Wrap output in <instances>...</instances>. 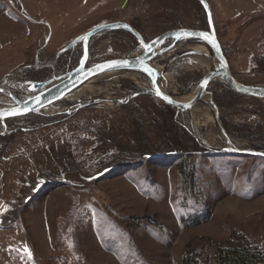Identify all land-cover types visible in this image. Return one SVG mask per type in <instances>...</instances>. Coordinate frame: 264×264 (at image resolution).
Masks as SVG:
<instances>
[{"label": "rangeland", "instance_id": "374dc122", "mask_svg": "<svg viewBox=\"0 0 264 264\" xmlns=\"http://www.w3.org/2000/svg\"><path fill=\"white\" fill-rule=\"evenodd\" d=\"M207 1L235 77L264 85V0ZM115 21L145 40L177 27L208 29L200 0H0V86L25 95L29 81L70 71L83 43L63 49ZM137 44L126 30L104 31L92 38L88 63L136 54ZM165 52L153 64L182 99L217 63L200 41L182 39ZM110 73L72 100L0 121V264H186L187 254L191 264H221L219 249L246 248L245 239L264 255V157L226 150L209 95L179 113L147 95L63 112L76 94L119 96L134 81L132 71ZM208 90L236 146L264 151V98L230 92L219 79ZM159 152L174 154L151 158ZM208 212L204 223H183Z\"/></svg>", "mask_w": 264, "mask_h": 264}, {"label": "water", "instance_id": "95a60500", "mask_svg": "<svg viewBox=\"0 0 264 264\" xmlns=\"http://www.w3.org/2000/svg\"><path fill=\"white\" fill-rule=\"evenodd\" d=\"M204 10L207 15L208 29H196L190 27H177L166 30L157 37L146 41L140 31H138L132 24L125 21H115L110 23H105L99 25L87 33H84L74 39L70 44H68L63 51L75 47L80 42L83 43V54L79 60L78 65L68 71L66 74L57 76L56 79H49L46 81H29V90L36 92V94L29 96L23 101L18 100L17 104L14 106L0 105V121L6 126V120L15 117L25 116L31 113L40 112L43 108L54 104L55 102L63 99L67 94L73 90L79 88L84 83L90 79L111 71H123V70H135L146 74L153 83V88L150 90L142 91V93L150 94L151 96L160 99L166 105L176 108L177 112L191 110L195 107L199 101L203 100L206 95H209V103L215 110L216 120L218 121L221 129L224 133L226 139V150L228 152L236 154H245L253 156L264 157L263 150L257 149H244L236 146L232 138L228 135L226 129L223 127L220 121V111L218 105L214 101V94L212 91L208 90L209 84L219 79L224 82L228 87L240 95L252 96L257 98H264V85L257 84H247L239 81L230 66L229 59L223 49V46L218 38L217 30L215 27L212 11L210 4L207 0H200ZM117 29H123L134 35L140 45L143 47L144 51L134 57H120L108 59L105 61H100L87 66L89 59V45L96 35L104 31H112ZM180 34L177 38V34ZM185 33H190L191 35H184ZM204 33L209 39H204L200 36ZM84 37H87L85 40ZM173 38V43L168 47H163L162 44ZM182 39H197L204 42L212 50L213 57L217 60L214 68L205 74L200 80L195 93H191L193 96L190 100L184 101L180 100V97L171 94L168 88H163L159 84V79H162L160 71L153 65V60L165 51L172 49L176 43ZM151 45V47H148ZM124 61H128L127 66H125ZM57 80L55 84L48 86L51 82ZM204 81L207 84L201 87ZM157 90L162 94V96L168 97V100L162 99L161 96L157 95ZM4 91V88L0 86V93ZM140 93L131 95L132 97L137 96ZM114 100L108 97L91 98L85 103L78 107V110L85 106L94 105L101 101ZM171 101V102H169ZM122 100H116V106L123 105ZM19 110L21 114H12L14 111ZM25 130V128H23ZM14 130L8 131V133ZM17 131V129L15 130ZM7 133V134H8ZM6 135V132H1L0 137ZM174 152H159L150 155L151 158L173 155ZM112 168H106L100 173L88 178V180L98 179L103 176L104 173L108 172ZM1 223V219H0Z\"/></svg>", "mask_w": 264, "mask_h": 264}, {"label": "flooded vegetation", "instance_id": "af4514ba", "mask_svg": "<svg viewBox=\"0 0 264 264\" xmlns=\"http://www.w3.org/2000/svg\"><path fill=\"white\" fill-rule=\"evenodd\" d=\"M137 39V38H136ZM188 40V39H187ZM189 40H197V39H189ZM138 41V40H137ZM146 41H150V40H146ZM173 41H174V39L173 38H170V39H168V40H166L163 44H162V46L163 47H168V46H170L172 43H173ZM198 41H200V40H198ZM201 43H203V44H205L204 42H202V41H200ZM177 43H179V41L177 42ZM176 43V44H177ZM206 45V44H205ZM206 46H208V45H206ZM74 48V47H73ZM209 48V47H208ZM70 49H72V48H70ZM70 49H68V50H70ZM210 49V48H209ZM68 50H66V51H68ZM211 50V49H210ZM142 51H144V49H143V47L140 45V43L138 42V44H137V49H136V52H138L139 54L142 52ZM65 52V51H64ZM211 52H212V50H211ZM138 53H132V54H129V55H127V56H125V57H134V56H136V55H138ZM164 53H166V52H163L162 54H164ZM162 54H160V55H158L152 62H159V60H160V58H162L163 56H162ZM91 64H93V63H91ZM91 64H89V63H87V66H89V65H91ZM214 68V67H213ZM125 71H132V72H134V76L132 77L133 78V80L134 81H132V82H129V81H125L124 82V85H123V88H124V91H125V93L124 94H122V95H119V96H117V95H112V96H108V98H112V99H114V100H109V101H104L105 103H107V104H110V105H115L116 104V100H122L123 101V105L122 106H126V105H128V104H130L135 98H137V97H139V96H141V95H147V96H151L150 94H145V93H142V91H146V90H150V89H152L153 88V83H152V80L146 75V74H144V73H142V72H140V71H135V70H123V72H125ZM68 72V70L67 71H65L64 73H61V74H54V75H52L49 79H56V77L57 76H61V75H64V74H66ZM49 79H47V80H49ZM44 81H46V80H44ZM56 82H58L57 80H54L53 82H51L48 86H46V87H49V86H51V85H53V84H55ZM128 82V85H125V83H127ZM199 82H200V80L197 82V86H196V88L198 87V84H199ZM211 84V83H210ZM210 84H209V86H210ZM121 85V84H120ZM30 86V85H29ZM161 86V85H160ZM209 86H208V89H209ZM78 89V88H77ZM76 90V89H75ZM74 91V90H73ZM72 91V92H73ZM72 92H70L69 94H71ZM5 94L6 95V101L4 102V103H6L5 105H8V106H14V105H16L17 104V101L18 100H20V101H23V100H25L26 98H28L29 96H32V95H34V94H36V92H32L31 91V93H26L25 95H18V94H15V93H13V92H10V91H7V90H4L2 93H0V94ZM137 93H140V94H138L137 96H134V97H132L131 95H134V94H137ZM69 94H67L63 99H67V96L69 95ZM171 94H175V93H173V92H171ZM151 97H153V96H151ZM1 98V97H0ZM153 98H155V97H153ZM63 99H61V100H63ZM61 100H59V101H61ZM67 100H69V99H67ZM89 100V99H88ZM87 100V101H88ZM58 102V101H57ZM86 101H81V100H79L78 99V101L76 102V103H74V104H71V105H69L65 110H63V112L65 111V112H67V113H75V110H78V107L81 105V104H83V103H85ZM56 103V102H55ZM172 108H174V107H172ZM60 113H62V111L61 112H59V114ZM32 114V113H31ZM22 117V116H21Z\"/></svg>", "mask_w": 264, "mask_h": 264}, {"label": "trees", "instance_id": "16d2710c", "mask_svg": "<svg viewBox=\"0 0 264 264\" xmlns=\"http://www.w3.org/2000/svg\"><path fill=\"white\" fill-rule=\"evenodd\" d=\"M195 41H198V40H195ZM74 48H72V49H74ZM79 53H80L79 51H76L74 53V55L79 56ZM228 89L230 90V92L238 94L235 91H233L230 87H228ZM183 162H184V164H182V163L180 164V170H181L182 175L186 178V177H188V174L186 172L185 159ZM209 219H210V212H208V214L206 216H203L202 218H198V219L192 220V221H188L187 218H184L183 223L186 227H192V226H196V225H199L201 223H204V222L208 221ZM241 244H243L244 246L246 245V248L245 247H243V248H241V247H234V248L233 247L232 248L221 247L219 249V252H218L219 262L221 264H258V261H259V259H261V257L264 259V255H262L260 253H253L251 251V249L249 248V246H251V244L248 242L247 239L241 241L240 245ZM248 244H250V245H248ZM195 260H196L195 255L193 256V255L187 254L185 256V263L186 264H191Z\"/></svg>", "mask_w": 264, "mask_h": 264}, {"label": "bare ground", "instance_id": "6f19581e", "mask_svg": "<svg viewBox=\"0 0 264 264\" xmlns=\"http://www.w3.org/2000/svg\"><path fill=\"white\" fill-rule=\"evenodd\" d=\"M139 54V53H138ZM154 65V64H153ZM155 66V65H154ZM156 67V66H155ZM159 71H160V68L159 67H156ZM111 72H113V71H111ZM105 75L104 77L105 78H109L110 76H111V73L110 72H105V73H102V74H100V75ZM99 76V75H98ZM97 77V76H96ZM95 78V77H94ZM93 79V78H92ZM92 79H90L89 81H91ZM159 84L161 85V87H163V88H167V84H166V82L164 83V80H162V79H159ZM195 91L196 90H194L192 93H195ZM69 95H71V94H69ZM68 95V96H69ZM77 95V97H76V99H80L81 100V98H80V96L78 95V94H76ZM192 94L188 97V98H180V100H184V101H187V100H190L191 98H192ZM71 97H72V95H71ZM67 99H69V100H72V99H74V98H68L67 97ZM7 99H6V97L5 98H3V97H1L0 98V102H5ZM1 105V104H0ZM48 107V106H47ZM43 109H45V110H48L46 107L45 108H43ZM42 111V110H41Z\"/></svg>", "mask_w": 264, "mask_h": 264}, {"label": "snow or ice", "instance_id": "6c2138e0", "mask_svg": "<svg viewBox=\"0 0 264 264\" xmlns=\"http://www.w3.org/2000/svg\"><path fill=\"white\" fill-rule=\"evenodd\" d=\"M184 35H191V34H190V33H185ZM179 36H180V34L178 33V34H177V38H179ZM200 36L203 37V38L206 39V40L209 39V37L206 36L204 33H201ZM84 39L86 40L87 37H84ZM148 47H151V45H148ZM124 64H125V66H127L128 61H124ZM206 84H207V81H204L203 84L201 85V87H204ZM157 95H158V96H161L162 99L168 100V97H166V96H162V94H161L158 90H157ZM169 102H171V101H169ZM12 114H21V112H20L19 110H17V111H14ZM5 210H6V209H5ZM26 251L28 252V255H29V257H30V256H31V252H30L29 250H27V249H26Z\"/></svg>", "mask_w": 264, "mask_h": 264}]
</instances>
